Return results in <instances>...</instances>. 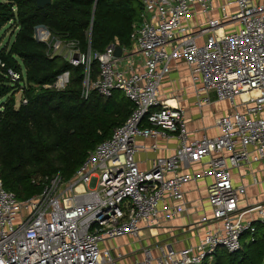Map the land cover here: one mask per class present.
<instances>
[{
    "label": "built area",
    "instance_id": "1",
    "mask_svg": "<svg viewBox=\"0 0 264 264\" xmlns=\"http://www.w3.org/2000/svg\"><path fill=\"white\" fill-rule=\"evenodd\" d=\"M140 1L133 46H122L119 56L116 42L101 52L90 46L83 51L78 40L44 24L35 27L34 37L47 44L50 56L84 66V96L96 89L108 97L120 89L133 110L89 151L71 179L46 176L40 194L20 200L0 178V264H216L220 248L239 252L264 224V202L242 205L243 179L252 177V164L264 161V0ZM95 59L100 70L93 78ZM175 60L189 67L199 109L229 102V110L215 117L219 134L193 138L177 95L162 96ZM70 78L65 70L44 87L64 89ZM144 137L175 139L177 147L145 169L136 159L146 147L138 143ZM196 163L202 172L193 170ZM242 168L237 183L233 170ZM202 177L212 178L207 194L191 201L185 187ZM182 213L186 229L194 231L191 243L176 248L149 241L154 229ZM127 235L141 248L123 261L126 253L106 243Z\"/></svg>",
    "mask_w": 264,
    "mask_h": 264
},
{
    "label": "trees",
    "instance_id": "2",
    "mask_svg": "<svg viewBox=\"0 0 264 264\" xmlns=\"http://www.w3.org/2000/svg\"><path fill=\"white\" fill-rule=\"evenodd\" d=\"M142 10L140 0H52L44 7L36 0H0V31L15 26L14 40L0 49V98L6 97L0 105V178L18 199L40 194L46 176L71 179L89 151L133 110L120 89L108 97L96 89L84 96V66L50 56L47 44L34 37L35 27L44 24L62 38L78 40L83 51L90 46L101 52L112 42L133 46ZM65 70L71 71L66 88L44 87ZM99 70L95 59L93 78ZM10 71L21 77L13 79ZM17 93L27 102L17 103ZM255 235L239 252L218 256L216 264H262L264 224Z\"/></svg>",
    "mask_w": 264,
    "mask_h": 264
},
{
    "label": "crops",
    "instance_id": "3",
    "mask_svg": "<svg viewBox=\"0 0 264 264\" xmlns=\"http://www.w3.org/2000/svg\"><path fill=\"white\" fill-rule=\"evenodd\" d=\"M217 13H214L215 15ZM202 19H195V22ZM172 71L164 81L162 87V96L169 97L170 94L173 92L178 97V104L186 110V119L188 129L190 131V135L193 138H199L204 134L209 136H214L219 134L220 130L218 126L215 124V117L227 112L229 110L230 105L227 106L226 103H229L225 100L215 101L213 105L206 106L203 109H199L195 105V95H194V87L191 82L190 71L188 65L183 60H175L172 61ZM216 99V98H214ZM222 104V106L220 105ZM157 142L158 148L152 149L151 145ZM138 143L145 145V148L140 149L136 153V159L139 162V165L142 168H150L152 161L154 158L158 156H167L172 154L177 147V141L175 139H154L152 137L148 138H139ZM202 163H196L193 166V170L197 172L203 171ZM238 169L233 170V177L235 182L240 183L241 176L240 173L242 172ZM253 172L252 177L250 174H247L243 182L246 184V195L242 200V205L246 202L250 203H257V202H264V161L254 163L250 166L249 172ZM244 173V172H242ZM253 175H256L259 181L257 183L254 182ZM212 180L211 177H202L198 182H190L186 185V190L188 192L187 196L191 201H194L198 197H205L207 194V184ZM194 202L188 203V205L193 206ZM209 211V205L206 203L204 206ZM199 214H193L195 218ZM187 222V215L182 213L180 216L175 217L173 219H169L162 223V226L158 229H154L150 236V232H147L150 236L149 241L156 242V241H163L168 244H172L176 248L183 247L189 243H191L193 239L194 231L187 230L186 223ZM191 237L185 238V234H189ZM124 238L126 239L128 247L125 246H114L111 244L113 240ZM133 239V240H131ZM110 245L114 252H117V249H121L125 254L123 261H129L133 257H136L134 254L136 251L141 248V241L139 242L136 237L133 236H120L115 239L109 240ZM135 243H134V242ZM145 243V241H143ZM137 244V245H135Z\"/></svg>",
    "mask_w": 264,
    "mask_h": 264
},
{
    "label": "rangeland",
    "instance_id": "4",
    "mask_svg": "<svg viewBox=\"0 0 264 264\" xmlns=\"http://www.w3.org/2000/svg\"><path fill=\"white\" fill-rule=\"evenodd\" d=\"M15 26L13 25H6L1 31H0V49L3 48L5 45L11 43L14 38H15V33H13L15 30H14ZM16 98H17V103L18 101L21 99V93H17L16 94ZM6 100V97H2L0 98V105H2L4 103V101ZM227 106L230 105L229 103H226ZM222 106V104H220ZM149 232V231H148ZM191 237L190 233L189 234H185V238H189ZM133 240V239H131ZM127 240L124 239V238H119V239H116V240H113L111 242L112 245L114 246H125L128 247L127 245ZM134 242V241H133ZM135 243V242H134ZM107 244L110 245V241L108 240L107 241ZM137 245V244H135ZM227 252L225 250V248H220L219 251H218V256L220 255H225Z\"/></svg>",
    "mask_w": 264,
    "mask_h": 264
},
{
    "label": "water",
    "instance_id": "5",
    "mask_svg": "<svg viewBox=\"0 0 264 264\" xmlns=\"http://www.w3.org/2000/svg\"><path fill=\"white\" fill-rule=\"evenodd\" d=\"M36 3L38 6L44 7V6L52 3V0H36ZM121 53H122V45L117 44L115 46V54L119 56V55H121Z\"/></svg>",
    "mask_w": 264,
    "mask_h": 264
},
{
    "label": "bare ground",
    "instance_id": "6",
    "mask_svg": "<svg viewBox=\"0 0 264 264\" xmlns=\"http://www.w3.org/2000/svg\"><path fill=\"white\" fill-rule=\"evenodd\" d=\"M172 102H175V101H172Z\"/></svg>",
    "mask_w": 264,
    "mask_h": 264
}]
</instances>
